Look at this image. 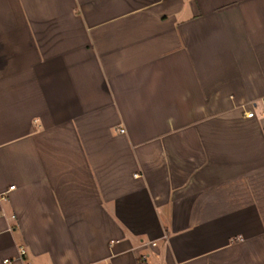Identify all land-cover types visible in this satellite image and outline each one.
<instances>
[{"label":"crops","instance_id":"obj_1","mask_svg":"<svg viewBox=\"0 0 264 264\" xmlns=\"http://www.w3.org/2000/svg\"><path fill=\"white\" fill-rule=\"evenodd\" d=\"M5 259L264 264V0H0Z\"/></svg>","mask_w":264,"mask_h":264},{"label":"built area","instance_id":"obj_2","mask_svg":"<svg viewBox=\"0 0 264 264\" xmlns=\"http://www.w3.org/2000/svg\"><path fill=\"white\" fill-rule=\"evenodd\" d=\"M246 115H247V117H251L252 116V113L251 112H248ZM9 189H12V187H10ZM25 255H26V251L23 248H20L19 249V256L20 257H24ZM3 264H10V261L7 260V259H5L4 262H3ZM26 264H30V263H26Z\"/></svg>","mask_w":264,"mask_h":264}]
</instances>
